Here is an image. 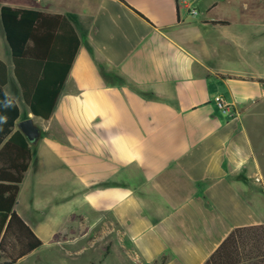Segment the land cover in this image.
Returning <instances> with one entry per match:
<instances>
[{
    "label": "crops",
    "instance_id": "obj_1",
    "mask_svg": "<svg viewBox=\"0 0 264 264\" xmlns=\"http://www.w3.org/2000/svg\"><path fill=\"white\" fill-rule=\"evenodd\" d=\"M124 1L146 19L120 0L0 2L69 16L81 40L52 117L27 107L41 137L15 209L51 170L71 208L50 243L72 261L204 264L234 229L264 225L247 121L264 104V0ZM0 60L21 95L1 19ZM37 212L17 211L43 239Z\"/></svg>",
    "mask_w": 264,
    "mask_h": 264
},
{
    "label": "trees",
    "instance_id": "obj_2",
    "mask_svg": "<svg viewBox=\"0 0 264 264\" xmlns=\"http://www.w3.org/2000/svg\"><path fill=\"white\" fill-rule=\"evenodd\" d=\"M0 19L22 99L30 113L49 120L81 46L78 32L69 16L34 9L4 5ZM8 82V66L0 60V264H16L43 245L15 209L33 150L17 129L21 110L5 91ZM204 264H264V225L234 229Z\"/></svg>",
    "mask_w": 264,
    "mask_h": 264
},
{
    "label": "rangeland",
    "instance_id": "obj_3",
    "mask_svg": "<svg viewBox=\"0 0 264 264\" xmlns=\"http://www.w3.org/2000/svg\"><path fill=\"white\" fill-rule=\"evenodd\" d=\"M1 1L28 6L33 4V0ZM8 90L11 96L19 102L23 118L26 119L28 117V109L22 96L18 94L12 84L8 87ZM247 121L264 164V104L259 106L257 110L250 112ZM47 171L40 176V184L35 185L34 182L29 181L27 187L23 190V195L19 198L20 209H17L20 212L23 209H31V207L35 206L39 210L36 213V218L42 221V223H39V227L42 230L43 239H41L45 242V246L31 258L18 264H89L88 260L96 256V251L89 250L81 259L79 258L78 261L74 262L69 257L68 250L72 249L70 245L50 243V233L56 231L57 227L65 225L66 216L71 207L67 206L64 200L68 192H66L63 180L58 179V174L53 173L51 170ZM3 260L5 259L1 261Z\"/></svg>",
    "mask_w": 264,
    "mask_h": 264
},
{
    "label": "water",
    "instance_id": "obj_4",
    "mask_svg": "<svg viewBox=\"0 0 264 264\" xmlns=\"http://www.w3.org/2000/svg\"><path fill=\"white\" fill-rule=\"evenodd\" d=\"M18 128L26 136L29 142H35L41 137V129L36 126L32 118L20 121L18 123Z\"/></svg>",
    "mask_w": 264,
    "mask_h": 264
},
{
    "label": "built area",
    "instance_id": "obj_5",
    "mask_svg": "<svg viewBox=\"0 0 264 264\" xmlns=\"http://www.w3.org/2000/svg\"><path fill=\"white\" fill-rule=\"evenodd\" d=\"M198 12L196 10L193 11V14H197ZM216 102L219 105L222 110H226L229 106L226 104L225 100L222 97H217Z\"/></svg>",
    "mask_w": 264,
    "mask_h": 264
}]
</instances>
